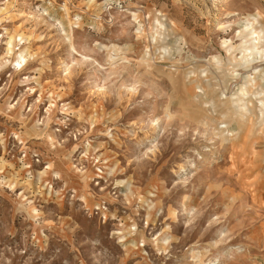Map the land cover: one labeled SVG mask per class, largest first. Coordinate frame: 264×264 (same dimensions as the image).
Instances as JSON below:
<instances>
[{"label": "rangeland", "instance_id": "rangeland-1", "mask_svg": "<svg viewBox=\"0 0 264 264\" xmlns=\"http://www.w3.org/2000/svg\"><path fill=\"white\" fill-rule=\"evenodd\" d=\"M0 264H264V0H0Z\"/></svg>", "mask_w": 264, "mask_h": 264}, {"label": "bare ground", "instance_id": "bare-ground-1", "mask_svg": "<svg viewBox=\"0 0 264 264\" xmlns=\"http://www.w3.org/2000/svg\"><path fill=\"white\" fill-rule=\"evenodd\" d=\"M251 34H253L254 36H255V38L254 39H258L259 38V33H256L254 30H252L251 29ZM255 43V42H254ZM256 50V49H255ZM250 80V79H249ZM154 124V123H153ZM157 124V123H156ZM153 130L149 133V134H147V135H150V136H147L145 139L146 140H149V139H151V137H153V134H154V127L152 128ZM248 130V129H247ZM249 131V130H248ZM223 132H226V131H223ZM232 134V133H231ZM144 139V140H145Z\"/></svg>", "mask_w": 264, "mask_h": 264}]
</instances>
